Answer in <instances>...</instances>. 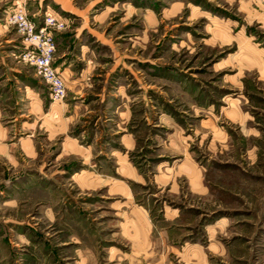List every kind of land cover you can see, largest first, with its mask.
Wrapping results in <instances>:
<instances>
[{"label":"rangeland","instance_id":"1","mask_svg":"<svg viewBox=\"0 0 264 264\" xmlns=\"http://www.w3.org/2000/svg\"><path fill=\"white\" fill-rule=\"evenodd\" d=\"M18 8L35 19L61 13L71 39H59V53L73 42L69 85L106 86L132 112L127 129L138 139L127 157L140 184L117 158L94 160L104 175L58 155L90 125L52 133L50 92L8 22ZM25 86L43 111L15 103ZM87 175L131 185L134 198L100 179L90 186ZM114 202H135L169 235L132 264H264V0H0V264H78L72 235L95 246L98 264H116L108 247L130 246Z\"/></svg>","mask_w":264,"mask_h":264},{"label":"crops","instance_id":"2","mask_svg":"<svg viewBox=\"0 0 264 264\" xmlns=\"http://www.w3.org/2000/svg\"><path fill=\"white\" fill-rule=\"evenodd\" d=\"M47 13L51 12L48 11ZM53 13L57 17L63 18L62 15H60L61 13ZM34 17H36V19L33 18L34 20L39 21L42 20L45 15L42 17L38 16V18L37 16ZM55 37L57 46L55 54V67L61 73L66 82L68 97L73 96L67 104L60 105L58 102L49 103L44 120L46 122L50 121L54 136L65 135L66 133L68 134L72 126L81 120L90 125L88 128L89 132H86V130L83 131L87 136L82 135L81 138L79 133L77 137L72 138L67 135L68 137L65 143L61 146V151L58 155L63 157L69 155H79L83 159V164L87 165L90 161H92L93 164L102 169L99 172L104 175H107L108 173L104 171L105 169L101 164L102 162L98 161V165L94 160L98 157L99 160H105L106 158L109 159L108 157L117 158L118 162L116 169L119 170L120 174L129 179H133L134 184H140L139 181H141L144 177L142 173H140L139 169L134 166L130 157H127V155L135 150L138 139L127 129V123L132 119V112L130 113L128 111L126 104L115 105V102L109 98L112 94H110V90H108L106 86H103L97 92H92L90 87L85 89L84 86H72V84L70 86L67 79L74 74L72 60L73 46H71L73 42L70 44V47L67 43V49L65 51H60L59 53V49L62 46V44L60 45L58 42L59 39L61 38L62 41H69L71 38L69 37V34L64 32L57 33ZM84 48L85 46L82 45V53ZM14 86L15 84H10V93L14 91ZM72 89H74L73 92H70ZM120 89L121 87L117 90L118 93ZM84 95L87 97V103L85 106L77 104L78 101L76 100L82 97L84 99ZM17 100H19L15 102L17 104H19L20 101H24V106L32 107L34 105V107H37L39 110L43 111L44 109V102L40 93L36 89L29 86H25L24 92L20 93ZM73 101L76 102L73 103ZM109 126H113L112 129H110ZM108 128L109 130H106ZM106 133L107 137L104 139L103 136ZM2 148H4V150L6 149L5 151L9 157V148ZM117 154H120L119 158L117 157ZM83 172L86 171L81 170L73 173V175H80L83 174ZM88 172L92 175L96 172V170L92 169V171ZM99 177L101 176L94 175L89 177L87 175L82 180L87 182L89 185L90 183H94L93 185H95V183H98V180L100 179ZM101 181L108 184L109 190H123L125 192L124 194H131L130 197L134 198L131 185L128 186V184L120 180L111 182L110 180L103 178ZM114 206V210L117 212L116 216L118 220L117 227L119 231V238L122 239L124 243L129 244L130 252L128 254L124 253L121 249V245L112 243L113 245L109 246L106 252L108 260L112 263L123 264L127 259V254L129 256L130 264H132V260L146 263L143 258L141 261H138V259L136 260L134 256L153 254V252H156L158 249V236L166 239L167 242L169 238L168 232L158 231L154 227L148 211L145 208L136 205L135 202H114ZM71 241V244L74 245V252L73 250L72 252L78 258V261L76 259L78 264H98L97 252L94 245L92 247L89 241L87 242V245H83L80 238L77 236L75 237V235H72ZM85 256H87V259Z\"/></svg>","mask_w":264,"mask_h":264},{"label":"built area","instance_id":"3","mask_svg":"<svg viewBox=\"0 0 264 264\" xmlns=\"http://www.w3.org/2000/svg\"><path fill=\"white\" fill-rule=\"evenodd\" d=\"M9 25L17 28L24 37L23 62L35 68L42 82L47 86L53 102L66 100L67 85L55 67L57 33L67 29V22L61 17L47 13L42 20L31 18L24 9L18 8L8 17Z\"/></svg>","mask_w":264,"mask_h":264}]
</instances>
